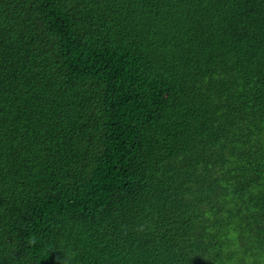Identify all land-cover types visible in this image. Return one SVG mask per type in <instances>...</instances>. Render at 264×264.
Returning <instances> with one entry per match:
<instances>
[{"label":"trees","instance_id":"16d2710c","mask_svg":"<svg viewBox=\"0 0 264 264\" xmlns=\"http://www.w3.org/2000/svg\"><path fill=\"white\" fill-rule=\"evenodd\" d=\"M0 264H264V0H0Z\"/></svg>","mask_w":264,"mask_h":264}]
</instances>
